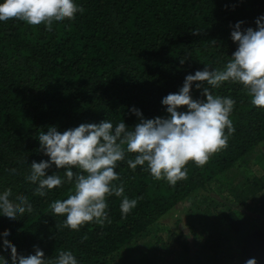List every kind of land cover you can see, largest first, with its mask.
<instances>
[{"label": "trees", "instance_id": "trees-1", "mask_svg": "<svg viewBox=\"0 0 264 264\" xmlns=\"http://www.w3.org/2000/svg\"><path fill=\"white\" fill-rule=\"evenodd\" d=\"M75 3L80 11L74 18L53 21L50 29L15 18L0 22V191L10 188L15 196L27 197L33 209L13 222L0 216V234L10 233L9 243L22 256L39 247L50 260L70 250L79 264H135V255H140L136 264H176L177 258L186 264L187 256L176 251V246L184 255L189 251L181 219L173 228L168 221L189 201L182 208L184 226L194 239L198 233L203 236L202 242L195 239L194 264H245L253 257L264 264V109L251 105L239 83L212 89L213 95L236 101L229 117L234 131L226 146L203 166L189 161L186 177L174 186L154 179L141 166L132 170L117 162L119 179L114 183L122 182L124 192L106 196L103 223L87 222L78 230L63 227L64 217L52 215L49 205L67 198L73 184L64 183L42 197L25 180L32 161L48 159L37 139L47 126L63 132L108 119L113 124L123 120L132 128L139 122L130 112L133 107L145 119L166 118L161 99L177 92L186 75L205 66L222 67L237 47L231 26L243 21L242 30H255L264 0ZM201 93L193 85L192 98L203 100ZM134 156L129 153L125 159ZM250 161L263 170L261 176L239 172ZM63 172L53 165L46 175L63 177ZM124 196L137 198V205L122 216ZM217 224L224 232L216 230ZM160 228L166 229V240L156 236Z\"/></svg>", "mask_w": 264, "mask_h": 264}, {"label": "clouds", "instance_id": "clouds-1", "mask_svg": "<svg viewBox=\"0 0 264 264\" xmlns=\"http://www.w3.org/2000/svg\"><path fill=\"white\" fill-rule=\"evenodd\" d=\"M78 11L75 0H0V22L15 18L29 25L44 23L49 29L53 21L71 20ZM242 24L243 21H237L231 26L230 38L237 47L222 67L209 70L205 66L186 75L177 92L161 99L166 118L145 119L133 107L130 112L139 122L132 128L123 120L113 124L107 119L63 132L55 125L47 126L39 134V151L48 159L32 161L25 180L36 185L34 193L42 197L64 183L73 184L67 198L56 199L49 205L52 215L64 217L63 227L78 230L87 222H104L108 215L106 196H121L124 192L122 182L114 183L119 179L115 170L119 161L132 170L141 166L154 179H164L174 186L186 177L189 161L203 166L211 154L225 147L234 131L229 117L236 101L230 96L213 95L212 89L224 82L239 83L249 93L251 105L264 109V15L255 20V30H242ZM193 85L202 89L203 100L192 98ZM182 107L186 111H178ZM129 153L135 156L125 159ZM53 165L64 169L63 177L56 173L46 175ZM73 167L78 171L74 173ZM10 171L15 173V169ZM136 205L137 198L124 196L119 205L121 215H127ZM32 210L27 197L15 196L10 188L0 191V216L9 222ZM9 239L10 233L0 234V264H79L70 250L59 251L54 260L45 259L39 247L34 248V254L18 255ZM245 264L257 261L253 257Z\"/></svg>", "mask_w": 264, "mask_h": 264}, {"label": "rangeland", "instance_id": "rangeland-1", "mask_svg": "<svg viewBox=\"0 0 264 264\" xmlns=\"http://www.w3.org/2000/svg\"><path fill=\"white\" fill-rule=\"evenodd\" d=\"M238 170H239V172H244V171H246L248 174H251V175H256V176H261L262 175V173H263V170L260 168V167H258L257 165H255V164H253V161H250V163H248V165L246 166V165H241L240 167H238ZM236 181L237 180H235V183H236ZM220 194H217V193H215V192H213V193H211V196H213L214 198H217V199H219V200H221V197L222 196H219ZM263 199H264V194L262 195V199H261V201H263ZM258 199H256L255 201H257ZM261 201L259 200V201H257L256 203H261ZM188 206H189V201H187L185 204H183V205H181V206H179V207H177V211L175 212V214H172L171 215V218L169 219V221H168V223H169V225L168 226H170V227H172L173 228V226H174V222L177 220V219H181V223L179 224V227H180V229L183 231V236H184V240L185 241H187V244H188V247H189V251H188V253H185V255H184V251L178 246H176V251L177 252H179L181 255H183V257H185V256H187V259L189 260V262L188 263H186V264H194V262H193V256H195L196 255V253H197V245H195L194 243H196V238L200 241V239H202L203 238V236H201L199 233L196 235V237H195V239H194V237L193 236H191V234H190V232L188 231V229L184 226V213H183V211L184 210H182V208H184V209H186V208H188ZM250 215V214H249ZM161 229V228H160ZM157 229V231L155 232V234H156V236H158V237H160V238H162V240H166L167 239V232L164 230V229ZM224 226L223 225H218L217 224V226H216V230L219 232V233H222V232H224ZM216 234H213V236H215ZM200 242H202V241H200ZM198 244H199V242H198ZM187 254V255H186ZM139 256L140 255H135L133 258V262H136L137 263V260L139 259ZM182 259H180V258H177L176 259V264H185L184 262L182 263ZM135 263V264H136Z\"/></svg>", "mask_w": 264, "mask_h": 264}]
</instances>
